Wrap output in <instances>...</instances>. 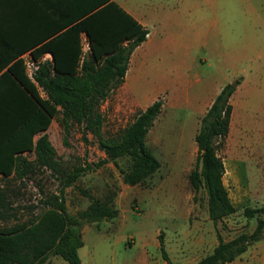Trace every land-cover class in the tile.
<instances>
[{
  "label": "rangeland",
  "instance_id": "rangeland-1",
  "mask_svg": "<svg viewBox=\"0 0 264 264\" xmlns=\"http://www.w3.org/2000/svg\"><path fill=\"white\" fill-rule=\"evenodd\" d=\"M150 1L158 8H174L180 14L174 19H181L189 3H211L208 22L212 23L213 38L201 50L206 62L198 75L218 76L236 65L248 78L235 94L234 115L219 151L224 164L223 183L235 211L216 224L209 218L205 190L193 191L188 180L197 156L191 137L192 114L182 106L167 107L146 137L160 166L135 185L124 182L119 168L110 160L104 161L97 136L84 134L82 124L72 123L63 142L62 126L58 117L54 118L50 138L56 160L66 171L75 167L88 170L80 172L68 186L57 173L34 164L22 177H0V189L6 191L0 228L27 222L42 210L40 201L52 194L61 195L67 213L78 217L90 202L81 193L84 190L97 199L112 197L117 215L108 219L78 217L83 243L77 250L81 264H166L157 240L160 232L173 264H195L217 244V233L226 241L241 232L251 233L257 218H264V211L253 217L243 213L246 206H264V0ZM155 91L133 88L128 93L151 96ZM99 109L104 118L100 133L106 138L117 134L142 107L117 88ZM117 163L128 171L131 159L119 157ZM42 264L70 263L59 255H50ZM225 264H264V231L261 239Z\"/></svg>",
  "mask_w": 264,
  "mask_h": 264
},
{
  "label": "trees",
  "instance_id": "trees-1",
  "mask_svg": "<svg viewBox=\"0 0 264 264\" xmlns=\"http://www.w3.org/2000/svg\"><path fill=\"white\" fill-rule=\"evenodd\" d=\"M69 1L73 11L67 16L66 21L70 22L66 28L30 51L35 59L46 51L52 55L50 60L40 62L35 83L27 77L17 54L0 56V177L11 174L22 177L34 164L57 173L64 179L63 185L68 186L80 172L88 170L63 169L45 133L33 141L35 133L45 130L51 120L58 117L63 142L72 123L82 124L84 134L91 132L97 136L106 156L104 161L110 160L119 168L124 182L141 183L160 166L145 137L161 111L162 98L138 110L117 134L106 138L100 133L104 118L99 106L122 83L129 56L145 40L148 31L113 0ZM81 31L88 37L89 50L85 54L80 47ZM240 81L239 76L220 89L200 118L193 138L197 156L188 180L193 191L205 190L208 216L214 224L235 211L223 183L224 164L219 151L230 128V97ZM38 87L44 96L40 95ZM25 149L34 152L32 161L18 154ZM124 156L131 159L128 171L117 163V158ZM81 193L90 202L78 217L108 219L117 215L112 197L101 200L84 190ZM5 200L6 191L0 189V213ZM40 203L42 210L27 222L0 228V264H42L50 255H59L70 264L81 263L77 252L83 244L78 230L79 218L67 213L61 195H48ZM262 211L264 206L243 208L247 217ZM263 231L264 218L258 217L251 233L241 232L226 241L217 233V244L195 264L231 262L261 239ZM157 240L162 258L166 264H173L162 232Z\"/></svg>",
  "mask_w": 264,
  "mask_h": 264
},
{
  "label": "crops",
  "instance_id": "crops-1",
  "mask_svg": "<svg viewBox=\"0 0 264 264\" xmlns=\"http://www.w3.org/2000/svg\"><path fill=\"white\" fill-rule=\"evenodd\" d=\"M113 1L148 31L145 40L131 52L123 81L118 88L142 109L157 98H163L161 111L153 125L163 116L167 107L182 106L192 114L191 137L194 138L200 118L220 89L240 76L241 81L230 97L231 117L234 115L235 94L248 81L241 68L231 65L218 76L198 75L200 67L206 62L201 56V50L206 49L213 38L212 23L208 22L211 3H189L185 7L188 11L182 13L181 19H174L180 15L174 8H158L157 4L154 5L150 0ZM70 5L69 0H0V56L17 54L22 57L27 53L31 54L30 51L39 46L40 42L63 31L65 25L70 22L66 21L67 16L73 11ZM79 41L82 54H85L89 50L86 49L87 46L89 48V43L85 31L79 33ZM51 56V53L46 51L40 54L38 59L42 62L50 60ZM133 88H149L156 91L151 96L148 93L142 96L128 93V90ZM38 90L41 96L45 95L40 87ZM53 120L45 130L35 133L34 142L40 134L45 133L51 143ZM18 154L29 161L34 158L32 150L25 149Z\"/></svg>",
  "mask_w": 264,
  "mask_h": 264
},
{
  "label": "built area",
  "instance_id": "built-area-1",
  "mask_svg": "<svg viewBox=\"0 0 264 264\" xmlns=\"http://www.w3.org/2000/svg\"><path fill=\"white\" fill-rule=\"evenodd\" d=\"M86 49H89L88 46ZM20 58L23 62L27 77L35 83V75L38 71L41 60L33 58L30 53H27Z\"/></svg>",
  "mask_w": 264,
  "mask_h": 264
}]
</instances>
